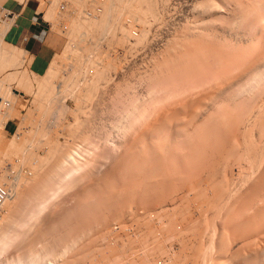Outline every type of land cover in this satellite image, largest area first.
Returning <instances> with one entry per match:
<instances>
[{"label": "rangeland", "instance_id": "374dc122", "mask_svg": "<svg viewBox=\"0 0 264 264\" xmlns=\"http://www.w3.org/2000/svg\"><path fill=\"white\" fill-rule=\"evenodd\" d=\"M28 3L51 50L32 60L0 33V260L264 264V0ZM106 4L115 22L79 32ZM72 145L86 167L57 182Z\"/></svg>", "mask_w": 264, "mask_h": 264}, {"label": "bare ground", "instance_id": "6f19581e", "mask_svg": "<svg viewBox=\"0 0 264 264\" xmlns=\"http://www.w3.org/2000/svg\"><path fill=\"white\" fill-rule=\"evenodd\" d=\"M79 1V0H78ZM109 1V0H108ZM115 1V0H114ZM105 2V1H104ZM75 3V2H74ZM79 3V2H78ZM98 3V2H97ZM106 3V2H105ZM115 3V2H114ZM102 4V3H101ZM107 4H109V2L107 3ZM106 4V5H107ZM117 4V3H116ZM78 4H76V6H77ZM134 6V5H133ZM79 7V6H78ZM111 6H106V8H105V6L103 7V10H104V8H105V11L103 12V10H102V12L103 13H101V14H99L100 15V17L98 16V18L96 17V12L94 11V14H92L91 15V12H86V13H88L89 15H87L88 17H89V20H87V22L85 23L84 22V19H82V20H79L80 19V17L78 18V20H73L72 22H78V26H80V27H78L80 30H79V32L81 31L82 33H85L86 32V30L87 29H89V28H95L96 26H100V27H102V26H105V25H107L108 23V21L109 20H113V22H115L114 20V17H112L111 16V14H114V13H112L113 12V8L111 7ZM77 8V7H76ZM75 8V9H76ZM132 8V7H131ZM131 8L129 9V10H131ZM90 9V8H89ZM113 9V10H112ZM211 9V8H210ZM55 10V9H54ZM98 10V9H97ZM96 10V11H97ZM219 10V9H218ZM92 11H93V9H92ZM118 11V10H117ZM117 11H116V14H117ZM98 12V11H97ZM126 13V12H125ZM79 14V13H78ZM77 14V15H78ZM98 14V13H97ZM130 15V14H129ZM79 16V15H78ZM116 16V15H115ZM134 16V15H133ZM132 16V17H133ZM143 16V15H142ZM137 17V16H136ZM113 18V19H112ZM137 18H139V17H137ZM118 19V18H117ZM11 20V19H10ZM56 22V21H55ZM135 22V21H134ZM2 23H3V21H2ZM1 23V24H2ZM109 23H110V21H109ZM137 23V22H136ZM4 26H3V28H2V30L0 31V33H2V31H6L7 30V27H8V25H9V23L7 22V23H4L3 24ZM72 25V24H71ZM76 25V24H75ZM102 25V26H101ZM121 25V24H120ZM113 26V25H112ZM74 28H77V27H75V26H73ZM82 27V28H81ZM106 27V26H105ZM108 27V26H107ZM99 28V27H98ZM88 31V30H87ZM92 31V30H91ZM99 31V30H98ZM3 32V33H4ZM2 33V34H3ZM90 33V32H89ZM1 34V35H2ZM88 34V33H87ZM97 34V33H96ZM0 35V36H1ZM82 36V35H81ZM3 37V36H2ZM77 52V51H76ZM10 55H11V53H9ZM12 54H14V52L12 53ZM10 57V56H9ZM58 60V59H57ZM54 63V62H53ZM99 65V64H98ZM50 68H51V66H50ZM75 68V67H74ZM49 70V69H48ZM54 71V70H53ZM52 71V72H53ZM50 73V72H49ZM55 73V72H54ZM59 73V72H58ZM28 75V74H27ZM28 77V76H27ZM38 77V76H37ZM35 81V80H34ZM37 82L39 83V81L37 80ZM24 83V82H23ZM44 83H45V81H44ZM40 85H41V83H40ZM42 85H44V84H42ZM46 85H44V87H45ZM56 87H57V85H56ZM40 88V87H39ZM42 89H41V91H43V87H41ZM86 88V87H85ZM40 90V89H39ZM45 90V89H44ZM43 94V93H42ZM3 98V97H2ZM6 98V97H5ZM4 98V99H5ZM42 99V98H41ZM52 99V98H51ZM40 100V99H39ZM73 100V99H72ZM52 101V100H51ZM49 102V101H48ZM67 106V105H66ZM6 107V106H5ZM2 112V111H1ZM7 112H9V111H7ZM7 112H4L5 114L7 113ZM13 112V111H12ZM41 112V111H40ZM58 112V111H57ZM60 114V113H59ZM1 115V114H0ZM4 115V114H3ZM8 115H9V113H8ZM7 116V115H6ZM5 116V117H6ZM3 117V116H2ZM4 118V117H3ZM6 119V118H5ZM55 119V118H54ZM21 127V126H20ZM50 132V131H49ZM15 134V133H14ZM15 137V136H14ZM11 141H12V139H11ZM12 143V142H11ZM15 144V143H14ZM21 144H23V143H21ZM83 144V143H82ZM77 145V144H76ZM15 146V145H14ZM71 146V145H70ZM73 146V145H72ZM77 146H73V148L72 149H75V150H68V153L67 154H61V156H59L58 157V159L57 160H55L56 162H55V165L52 167V169H51V167H50V171H51V173H49V175L51 174V175H54V176H52L53 178L55 177L56 179H54V180H56L57 181V179H58V181H59V178H57L58 176H57V174L58 173H60L61 171H57L58 170V168H60L61 166L63 167V166H65L66 164L67 165H69L68 167L69 168H73L74 166H75V169L77 170V169H81L82 167H84L85 165L83 164V162H81L80 161V158H79V156H78V151H80V149L79 150H77V148H76ZM79 148H81L80 146H78ZM7 148H9V147H7ZM71 148V147H70ZM69 148V149H70ZM85 149V148H84ZM13 150V149H12ZM85 150H87V148L85 149ZM113 151V150H112ZM85 152H89L88 150L87 151H85ZM94 152V151H93ZM83 154V153H82ZM89 154H92L91 152H89ZM25 155V154H24ZM63 155V156H62ZM112 155V154H111ZM114 155V154H113ZM94 156H95V154H94ZM89 157V156H88ZM60 158V159H59ZM90 158H91V156L87 159V161H90ZM110 158H112V157H110ZM110 158H109V160H110ZM92 159V158H91ZM105 159V158H104ZM107 159V158H106ZM54 161V160H53ZM83 161H84V159H83ZM69 162V163H68ZM86 162V161H85ZM94 163V162H93ZM65 164V165H64ZM71 164H72V166L73 167H71ZM90 164V163H89ZM51 165V164H50ZM88 165V164H87ZM102 165V164H101ZM108 165V164H107ZM92 166V165H91ZM100 166V165H99ZM68 167L66 166V168L68 169ZM86 167V166H85ZM90 167V166H89ZM101 167V166H100ZM65 168V167H64ZM63 168V169H64ZM62 169V168H61ZM75 169H72V170H75ZM85 169V168H84ZM69 170V169H68ZM67 170V171H68ZM102 170H103V168H102ZM45 171H47V170H45ZM79 172V171H78ZM82 172V171H81ZM83 172H84V170H83ZM62 173V172H61ZM76 173V172H75ZM32 174V173H31ZM48 174V173H47ZM66 174V173H65ZM64 174V175H65ZM69 174V173H68ZM70 174H72V173H70ZM81 174V173H80ZM36 175V174H35ZM60 175V174H59ZM99 175V174H98ZM47 176V175H46ZM68 177H69V175H68ZM75 177V176H74ZM1 178V177H0ZM6 178V177H5ZM61 178V177H60ZM67 178V177H66ZM90 178V177H89ZM8 179V178H7ZM37 179V178H36ZM74 179V178H73ZM9 180V179H8ZM41 180V179H40ZM47 180V179H46ZM61 180V179H60ZM68 180V179H67ZM71 180V179H70ZM1 181V180H0ZM43 181H44V179H43ZM57 181V182H58ZM62 181V180H61ZM32 182V181H31ZM42 182V181H41ZM69 182V181H68ZM20 183V182H19ZM27 183V182H26ZM29 183V182H28ZM62 183V182H61ZM55 184V183H54ZM59 184H60V182H59ZM62 184H64V183H62ZM67 184H69V183H67ZM22 185H25V184H22ZM58 185V184H57ZM37 186H39V184L37 185ZM55 186V185H54ZM59 186V185H58ZM58 186L57 187H53L54 188V193L56 192V193H58V190L60 189V187L58 188ZM66 186V185H65ZM52 187V186H51ZM45 188V187H44ZM32 189V188H31ZM24 190V189H23ZM33 190V189H32ZM49 190V189H48ZM48 190H45V192L44 193H46V194H42V195H38L39 197H37V200L35 199V200H33V202H32V212L30 213V216H29V218L31 219L32 217H37V215L41 212V210H40V208L42 207V205L40 206V204H42V202L44 203L45 202V199L48 197H50V195H51V192H49V194L46 192V191H48ZM31 191V190H30ZM42 191V190H41ZM43 191H44V189H43ZM50 191V190H49ZM16 193V192H15ZM22 193V192H21ZM20 193V194H21ZM41 193V192H40ZM53 193V189H52V194H54ZM26 194V193H25ZM29 195H30V193H29ZM36 195V194H35ZM47 195H49V196H47ZM55 195V194H54ZM54 195H52V197L54 196ZM57 195V194H56ZM56 195H55V197H56ZM36 197V196H35ZM264 197V196H263ZM262 197V198H263ZM16 198V197H15ZM18 198V197H17ZM24 198V197H23ZM19 199V198H18ZM32 199V197H30V200ZM13 200V199H12ZM17 200V199H16ZM28 200V199H27ZM8 202V201H7ZM47 203H48V201H47ZM27 204V203H26ZM45 204V203H44ZM54 205V204H53ZM7 207V206H6ZM10 207V206H9ZM40 207V208H39ZM12 208V207H11ZM255 208V207H254ZM28 209H30V208H28ZM49 209V208H48ZM26 210V209H25ZM251 210V209H250ZM11 211V210H10ZM250 212V211H249ZM21 213V212H20ZM25 213V212H24ZM28 213V212H27ZM22 214V213H21ZM45 214V213H44ZM44 214H43V216H44ZM118 215V214H117ZM20 216V215H19ZM39 216V215H38ZM41 216V215H40ZM42 216V217H43ZM47 216V215H46ZM46 216H45V219H46ZM7 218V217H6ZM13 219V218H12ZM37 219V218H36ZM35 219V220H36ZM39 219H41V218H39ZM14 220V219H13ZM17 220V219H16ZM21 221H18L17 220V222H18V224H17V222H16V224L18 225V226H16V228L17 227H20L22 224L24 225V222H26L25 220H23L22 218L20 219ZM38 220V219H37ZM49 220V219H48ZM40 221V220H39ZM35 222L36 223V225H37V223H40V222ZM43 221V220H42ZM28 222V221H27ZM13 223V222H12ZM11 224V223H10ZM26 224V223H25ZM47 224V223H46ZM15 225V224H14ZM13 225V226H14ZM35 225V224H34ZM41 225V224H40ZM28 226V225H27ZM1 227V226H0ZM23 227V226H22ZM38 227H41V226H38ZM37 227V228H38ZM6 228V227H5ZM29 228V227H28ZM12 229V228H11ZM42 229V228H41ZM1 230V229H0ZM3 230V229H2ZM6 230V229H5ZM10 230V229H9ZM14 230V229H13ZM21 230V229H20ZM37 231V230H36ZM21 232V231H20ZM107 232V231H106ZM120 232V231H119ZM105 233V232H104ZM10 234V233H9ZM8 234V230H7V232H5V231H2L1 232V235H0V255H2V253H3V255H4V252H3V250L7 247V245H9V243H10V239H13V237H11L10 235ZM19 236V235H18ZM224 236V235H223ZM10 237V238H9ZM95 238V237H94ZM229 239V238H228ZM64 242V241H63ZM89 242V241H88ZM9 247V246H8ZM7 249V248H6ZM124 249V248H123ZM51 251V250H50ZM2 252V253H1ZM36 252V251H35ZM253 253V252H252ZM29 254V253H28ZM38 254V253H37ZM42 254H44V253H42ZM41 254V255H42ZM49 254V253H48ZM53 254V253H52ZM34 255V254H33ZM32 255V256H33ZM39 255H40V253H39ZM34 256V258L32 257V259L29 257V264H46L45 262L47 261L49 264H51V262H50V259L52 258H50V259H47L46 261H44L45 259H43V258H40V257H43V255L42 256ZM56 256V255H55ZM5 257V256H4ZM1 258V257H0ZM43 259V260H42ZM117 259V258H116ZM2 260V259H1ZM0 260V264H19L18 262H16V260L14 261L13 260V262L11 263V261L9 262L8 260H5V261H1ZM52 260V259H51ZM54 260V259H53ZM70 260V259H69ZM18 261V260H17ZM43 261H44V263H43ZM196 262V261H195ZM21 264V263H20ZM28 264V263H27Z\"/></svg>", "mask_w": 264, "mask_h": 264}, {"label": "crops", "instance_id": "0c3cea01", "mask_svg": "<svg viewBox=\"0 0 264 264\" xmlns=\"http://www.w3.org/2000/svg\"><path fill=\"white\" fill-rule=\"evenodd\" d=\"M9 7L18 12V17L15 25L9 27L10 29L8 28V31L5 32L8 40L6 42H23L24 51L33 56L32 60L46 61L51 45L44 40L45 28L36 18V10L30 6L28 0L14 1L9 4ZM20 36H22V41L19 39Z\"/></svg>", "mask_w": 264, "mask_h": 264}, {"label": "built area", "instance_id": "2783aa9c", "mask_svg": "<svg viewBox=\"0 0 264 264\" xmlns=\"http://www.w3.org/2000/svg\"><path fill=\"white\" fill-rule=\"evenodd\" d=\"M60 6L62 7V5H60ZM96 9H98V8L96 7ZM6 12H8V10H5V13ZM132 31L134 32V30H132ZM9 193H10V188L7 185H5L4 183L0 182V204L3 202L4 199H6L9 196Z\"/></svg>", "mask_w": 264, "mask_h": 264}]
</instances>
